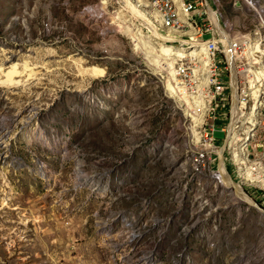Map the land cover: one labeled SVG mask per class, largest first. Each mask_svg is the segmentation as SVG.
Instances as JSON below:
<instances>
[{"label":"rangeland","instance_id":"rangeland-1","mask_svg":"<svg viewBox=\"0 0 264 264\" xmlns=\"http://www.w3.org/2000/svg\"><path fill=\"white\" fill-rule=\"evenodd\" d=\"M145 8L0 0V264H264V204L193 169Z\"/></svg>","mask_w":264,"mask_h":264},{"label":"built area","instance_id":"built-area-1","mask_svg":"<svg viewBox=\"0 0 264 264\" xmlns=\"http://www.w3.org/2000/svg\"><path fill=\"white\" fill-rule=\"evenodd\" d=\"M142 1L181 51L171 91L199 142L190 157L193 169L222 183L223 165L232 183L264 204V5L234 0L239 16L232 20L222 0ZM218 130L224 133L220 142Z\"/></svg>","mask_w":264,"mask_h":264},{"label":"bare ground","instance_id":"bare-ground-1","mask_svg":"<svg viewBox=\"0 0 264 264\" xmlns=\"http://www.w3.org/2000/svg\"><path fill=\"white\" fill-rule=\"evenodd\" d=\"M132 4V6H133V8L136 10V11H140V8L138 7V6H136V5H134L133 3H131ZM151 19V18H150ZM154 24V23H153ZM155 26V25H154ZM156 27V26H155ZM157 28V27H156ZM129 33H131L134 37H135V35L131 32V28H129ZM158 34L159 35H161L159 32H158ZM162 37H163V35H161ZM134 37H132V38H134ZM165 39V38H164ZM139 42V41H138ZM137 46V45H136ZM176 50V49H175ZM147 52V51H146ZM149 52V51H148ZM179 52H181L180 50H176V52L175 53H173V57H171L172 58V61H167V64H168V67H167V71H169V75L170 76H172V79H174V76H173V74H174V68H173V64H174V60L173 59H175L176 60V55H179L180 53ZM150 55V54H149ZM153 56V55H152ZM153 59L152 60H157V59H154V57H152ZM164 69V68H163ZM169 76V77H170ZM171 78V77H170ZM173 90H175V86H174V82H173V85H172V91ZM219 173L221 174V176H222V178H223V183L224 184H227V185H229V186H232V187H236L237 188V190H238V192H239V194L241 195V196H244L245 198H247L245 195H244V191L242 190V188H241V186L240 185H238V184H235V183H232L230 180H229V178H228V176L226 175V173H225V169H224V167H223V165L221 166V169L219 170Z\"/></svg>","mask_w":264,"mask_h":264},{"label":"water","instance_id":"water-1","mask_svg":"<svg viewBox=\"0 0 264 264\" xmlns=\"http://www.w3.org/2000/svg\"><path fill=\"white\" fill-rule=\"evenodd\" d=\"M254 204L256 205V203L254 202ZM263 211H264V209L263 208H261Z\"/></svg>","mask_w":264,"mask_h":264}]
</instances>
